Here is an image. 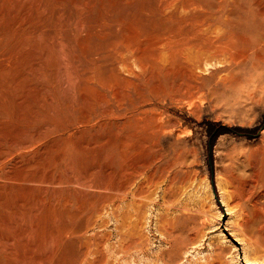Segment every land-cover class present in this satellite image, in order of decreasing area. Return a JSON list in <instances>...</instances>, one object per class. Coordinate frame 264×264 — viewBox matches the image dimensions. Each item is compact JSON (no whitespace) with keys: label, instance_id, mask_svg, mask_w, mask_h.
Here are the masks:
<instances>
[{"label":"rangeland","instance_id":"obj_1","mask_svg":"<svg viewBox=\"0 0 264 264\" xmlns=\"http://www.w3.org/2000/svg\"><path fill=\"white\" fill-rule=\"evenodd\" d=\"M0 36V264H264L239 233L264 207V0H0ZM100 80L135 150L123 119L77 126Z\"/></svg>","mask_w":264,"mask_h":264},{"label":"bare ground","instance_id":"obj_2","mask_svg":"<svg viewBox=\"0 0 264 264\" xmlns=\"http://www.w3.org/2000/svg\"><path fill=\"white\" fill-rule=\"evenodd\" d=\"M96 25V24H95ZM113 25V24H112ZM119 25V24H118ZM121 25V24H120ZM84 26V25H83ZM82 26V27H83ZM100 26V25H99ZM104 26V25H103ZM122 26V25H121ZM102 27V26H101ZM119 27V26H118ZM80 28V27H79ZM84 28V27H83ZM120 28V27H119ZM118 28V29H119ZM122 28V27H121ZM120 28V32H121V29ZM81 29V28H80ZM82 30V29H81ZM123 30H124V28H123ZM20 31V30H19ZM19 31H18V33H19ZM22 32V31H21ZM82 32V31H81ZM81 32H79V34L81 33ZM118 32V31H117ZM120 32H118V33H120ZM132 32V31H131ZM123 33H124V31H123ZM122 33V34H123ZM10 34V33H9ZM13 34H14V32L12 33V36H13ZM22 34H23V32H22ZM103 34H105V33H103ZM134 34H136L135 32H134ZM19 35V34H18ZM24 35V34H23ZM75 35V34H74ZM109 35V34H108ZM108 35L106 36V37H108ZM11 36V35H10ZM21 36V35H20ZM100 36H101V34H100ZM103 36H105V35H103ZM112 36H114V35H112ZM133 36V35H132ZM135 36H137V35H135ZM0 37H2V36H0ZM7 37V36H6ZM6 37L4 38V40L6 39ZM9 37V36H8ZM105 37V38H106ZM119 37V36H118ZM121 37H124V36H122L121 35ZM139 36H137V38H138ZM3 38V37H2ZM1 38V39H2ZM98 38V37H97ZM102 39H103V37H101ZM111 38V37H110ZM127 39H128V36L126 37ZM125 38V40H127ZM131 38H136V37H131ZM136 38V39H137ZM148 39H149V36L147 37ZM150 38H151V36H150ZM200 38H203V37H200ZM205 38V37H204ZM211 38V37H210ZM209 38V39H210ZM115 39V38H114ZM113 39V40H114ZM124 39V38H123ZM122 39V40H123ZM130 39V38H129ZM128 39V40H129ZM139 39V41H140V38H138ZM20 40H23V39H21L20 38ZM110 40V39H109ZM152 40V39H151ZM210 40H213V39H210ZM120 41V43H118ZM119 41H117V44H122V42L123 41H121L120 40V38H119ZM138 41V42H139ZM148 41V40H147ZM149 41H150V39H149ZM148 41V42H149ZM208 41V40H207ZM20 42V41H19ZM22 42V41H21ZM115 42V44H116V40L115 41H113V43ZM131 42V41H130ZM132 42H134V40L132 41ZM137 42V41H136ZM142 42V41H141ZM213 42V41H212ZM125 43H128L129 44V42H125ZM124 42H123V45L125 44ZM150 43H151V41H150ZM209 43V42H208ZM18 44V43H17ZM16 44V45H17ZM21 44V43H20ZM127 44V45H128ZM136 44V43H135ZM138 44H140V42L138 43ZM138 44H137V46H138ZM213 44V43H212ZM2 45H4V43H2L1 44V46ZM15 45V46H16ZM26 45V44H25ZM25 45L23 46V47H25ZM62 45V44H61ZM106 45H109L108 43L106 44ZM110 45H112V44H110ZM123 45H122V48H123ZM126 44H125V46H127ZM131 45V49L129 48V46ZM130 45H128V47H127V49L129 48V53H131L130 54V56L131 57H133L134 59H135V61H136V59L138 60L139 59V57H140V49H141V47H140V49H138V47L136 46V47H134V46H132V43H130ZM141 45H142V43H141ZM97 46V45H96ZM113 46V45H112ZM22 47V46H21ZM22 47V48H23ZM115 47V46H114ZM113 47V48H114ZM118 47V46H117ZM220 46H218V48H219ZM61 48V47H60ZM106 48V47H105ZM215 48H217V47H215ZM217 48V49H218ZM261 48V47H260ZM75 49V48H74ZM115 49H116V47H115ZM127 49H126V51H127ZM149 49V48H148ZM152 49V48H151ZM150 49V50H151ZM217 49H216V51H217ZM15 50V49H14ZM18 50H20L21 51V49H18ZM23 50V49H22ZM98 50V49H97ZM139 50V51H138ZM218 50H220V48L218 49ZM24 51V50H23ZM102 51V50H101ZM107 51V50H106ZM109 51V50H108ZM111 51H113V49L111 48ZM152 51V50H151ZM32 52V51H31ZM114 52H116V55H115V57H111V58H115V59H117V62L118 63H120V66H122V71H123V68H125V69H127V70H132L133 68L131 67V69H130V63L131 62H129V57H127L125 54H124V52H122V53H118L117 54V52L118 51H114ZM138 52H139V54L140 55H138ZM9 53H10V51H9ZM111 53V52H110ZM109 53V54H110ZM126 53V52H125ZM128 53V52H127ZM32 54V53H31ZM102 55V54H101ZM108 55V54H107ZM150 56H151V54H149ZM16 56H17V58H18V51H15L14 53H10V54H8V53H0V61H2V65L5 63V64H9L10 65V62L12 63V61H13V59H16ZM25 56H26V54H25ZM67 56V55H66ZM97 56V55H96ZM104 56V55H103ZM106 56V55H105ZM104 56V57H105ZM110 56H112L111 54H110ZM114 56V55H113ZM139 56V57H138ZM23 57H24V54H23ZM22 57V58H23ZM29 57V56H28ZM75 57V56H74ZM109 57V56H108ZM146 56H145V54H144V58H145ZM149 57V56H148ZM25 58V57H24ZM102 58V57H101ZM107 58V57H106ZM110 58V57H109ZM108 58V59H109ZM110 58V59H111ZM141 58V57H140ZM151 57H149V59H150ZM92 59V58H91ZM103 59H105V58H103ZM19 60V59H18ZM24 60V59H23ZM29 60H30V58H29ZM87 60V59H86ZM99 60V59H98ZM113 60V59H112ZM131 60V59H130ZM27 61V60H26ZM25 61V62H26ZM139 62H141L142 63V61L141 60H138ZM137 61V62H138ZM28 62V61H27ZM94 62H95V60H94ZM108 62V61H107ZM112 62V61H111ZM134 62V61H133ZM96 63V62H95ZM24 64V63H23ZM22 64V65H23ZM27 64V63H26ZM70 64V63H69ZM94 64V63H93ZM25 65V64H24ZM28 65V64H27ZM26 65V66H27ZM104 65V64H103ZM107 65V64H106ZM119 65V64H118ZM25 66V67H26ZM115 66V65H114ZM91 67V66H90ZM90 67H88V68H90ZM94 67H96V66H94ZM9 68V67H8ZM77 68H79V67H77ZM99 68V67H98ZM114 68V67H113ZM116 69H117V67H115ZM84 69H86V68H84ZM97 69V68H96ZM6 70V69H5ZM12 70V69H11ZM69 70V69H68ZM120 70V69H119ZM4 71V67H1V65H0V72H1V74H0V76H3V74H2V72ZM73 71V70H72ZM85 71V70H84ZM84 71H82L81 72V74L84 72ZM91 71V70H90ZM94 70H93V68H92V72H93ZM112 71V70H111ZM114 71H115V69H114ZM114 71H113V74H114ZM5 72V71H4ZM3 72V73H4ZM7 72V71H6ZM5 72V73H6ZM10 69H9V72H7L6 74H10ZM28 72V70L25 72V73H27ZM116 72V74L118 73L119 74V71L117 72V70L115 71ZM4 73V74H5ZM70 73V72H69ZM9 74H8V77H9ZM13 73H11V75H12ZM73 74V73H72ZM115 74V75H116ZM117 74V79H119V78H121V77H119L118 78V76H120V75H118ZM10 75V76H11ZM19 75V74H18ZM24 75V74H23ZM26 75V74H25ZM24 75V76H25ZM75 75V74H74ZM84 75H86V73L84 74ZM83 75V76H84ZM95 75V74H94ZM115 75H114V77H115ZM5 76V75H4ZM3 76V77H4ZM7 76V75H6ZM68 76V75H67ZM80 76V75H79ZM89 76V75H88ZM91 76V75H90ZM96 76V75H95ZM123 76V75H122ZM135 76V75H134ZM133 75H132V77H134ZM139 75L137 74V77H138ZM87 77V76H86ZM115 77V78H116ZM136 77V76H135ZM1 78V77H0ZM71 78V77H70ZM72 78H73V76H72ZM75 78V77H74ZM73 78V79H74ZM92 78H93V76H92ZM97 78V77H96ZM115 78H113V79H115ZM125 78V77H124ZM5 79V78H4ZM86 80H87V78H85ZM84 79V80H85ZM90 79H91V77H90ZM89 79V80H90ZM95 79V78H94ZM1 80H3L2 78H1ZM0 80V81H1ZM12 80V79H11ZM19 80H20V78H19ZM72 80V79H71ZM76 81H77V79H75ZM85 80V81H86ZM122 80V79H121ZM120 80V81H121ZM127 80V83H130V85L132 84V85H135L134 83H132V81H128V79H126ZM5 81V80H4ZM9 81H10V79H9ZM14 81H15V79H14ZM14 81H13V83H14ZM21 81H22V79H21ZM103 81V80H102ZM102 81L100 80L99 81V83L98 82H91V81H89V83L91 84V86H89L88 88H89V93H91V94H93L91 97L88 95V94H81L80 95V92H79V95H80V99L77 101V99L75 100V105L77 106V112H79L80 113V117H81V120L79 121V122H77V126L78 125H80V126H78L79 128L82 126L83 128H95V127H97L98 128V126H102V124L104 123V121H107V119L108 118H110V117H113V118H116V117H118L119 119L118 120H124V122H123V126H124V124H127V125H129L130 127H131V130H130V133H129V137L127 136V138H129V141H130V143L129 142H126V141H122V143H121V148L124 150V149H131V148H133L134 149V143L130 140V138L131 137H134L135 135H136V133L138 132V130H139V127H137L136 125H134V121L138 118L137 117V108H134L132 111H128L127 112V110L125 109V104H124V102L126 101V99H124L123 100V95H121V93H122V91L120 92V90L121 89H119V88H122V87H119V85L117 86L118 88L117 89H115L116 87H115V85H112L111 84V86H109L108 87V89H106V88H101V87H106L107 85H105V86H101L102 84H100V83H102ZM117 81V80H116ZM122 81H124V80H122ZM7 83H8V85H9V82L8 81H6ZM0 83H3V81L2 82H0ZM10 83H11V81H10ZM18 83V82H17ZM75 83V82H74ZM105 83V82H104ZM104 83H103V85H104ZM4 84V83H3ZM23 84V83H22ZM21 84V85H22ZM79 84V83H78ZM118 84H119V82H118ZM121 84L123 85V83L121 82ZM2 85V84H1ZM7 85V86H8ZM20 85V86H21ZM68 85H70V84H68ZM73 85V87H74V84H72ZM72 85L70 86V87H72ZM117 85V84H116ZM13 86H15L14 84H13ZM18 86V85H17ZM22 86H24V85H22ZM2 87V86H1ZM12 87V86H11ZM77 87V85L75 86V88ZM81 87H83V85L81 86ZM98 87H100L101 89H98ZM10 88V87H9ZM8 88V89H9ZM77 88H80V85L77 87ZM84 88V87H83ZM82 88V89H83ZM87 88V87H86ZM85 88V89H86ZM87 88V89H88ZM15 89H16V87H15ZM19 89H21L22 90V88H19ZM24 89V88H23ZM81 88H80V91L82 90ZM122 89H124V88H122ZM20 90V91H21ZM71 90V89H70ZM73 90H75V89H73ZM101 90H104V92H105V90L106 91H108V92H110L111 93V99L110 100H105V94H104V92H102ZM19 91V90H18ZM72 91V90H71ZM76 91V90H75ZM75 91H74V93H75ZM77 91H79V90H77ZM85 91H87V90H85ZM82 92H83V90H82ZM88 92V91H87ZM84 93H86V92H84ZM73 93H71V95H72ZM76 94V93H75ZM90 94V95H91ZM123 94V93H122ZM74 96V95H73ZM129 97L128 95H126L125 94V98H127V97ZM72 97V96H71ZM77 97V96H76ZM70 99H73V97L72 98H70ZM69 99V103H70V106H71V108L73 107V103H72V101L73 100H70ZM128 99V98H127ZM130 99H131V97H130ZM129 99V100H130ZM132 100V99H131ZM107 101V103L105 104L106 105V107H105V109L104 110H102V112H101V114H96V112L94 111V106L95 105H97L99 102H100V104H101V102H103V103H105ZM132 102H134L133 100H132ZM150 103V102H149ZM99 104V105H100ZM132 104H134V103H132ZM102 105V104H101ZM104 105V106H105ZM69 106V105H68ZM67 106V107H68ZM103 106V105H102ZM103 106V107H104ZM134 106V105H133ZM102 107V108H103ZM135 107H137V106H135ZM90 108H93V109H90ZM53 109V108H52ZM54 110V109H53ZM53 110H51V111H53ZM96 110V109H95ZM92 111H94V112H92ZM138 112H140V111H138ZM78 115V114H77ZM145 116V115H144ZM152 116V115H151ZM127 117H129L128 119H127V121H128V123H125V120H126V118ZM149 119V118H148ZM152 118H150L149 120H148V123H147V126H149L150 127V122L152 121L151 120ZM109 120V119H108ZM111 120H112V118H111ZM146 120H147V118H146ZM146 120H145V122H146ZM138 121V120H137ZM115 123V122H114ZM119 124V123H118ZM120 124H122V122L120 121ZM145 125H146V123H144ZM118 126V125H117ZM126 127V126H125ZM82 128V129H83ZM96 128V129H97ZM103 128V127H102ZM119 127H117V129H118ZM121 128V127H120ZM81 129V130H82ZM122 129H123V127H122ZM79 129H77V131H78ZM67 131V130H66ZM71 132V131H70ZM121 132V131H120ZM59 133V132H58ZM76 132H74V134H75ZM79 133V132H78ZM61 134V133H60ZM67 134V133H66ZM70 134V133H69ZM73 134V135H74ZM117 134V133H116ZM118 135V134H117ZM127 135V134H126ZM41 136V135H40ZM71 136V135H70ZM126 138V137H125ZM122 139H123V137H122ZM121 139V140H122ZM128 140V139H127ZM41 141V140H40ZM55 141V140H54ZM28 143V142H27ZM140 143V142H139ZM26 144V143H25ZM42 143H40V145H41ZM54 144V143H53ZM136 144V143H135ZM21 144H19V146H20ZM52 145V144H51ZM23 146V145H22ZM28 146V145H27ZM38 146H39V144H38ZM138 146V145H137ZM25 147H26V145H25ZM49 147H50V145H49ZM145 147V146H144ZM33 148V147H32ZM37 148V147H36ZM51 149H52V147H50ZM136 148V147H135ZM34 149V148H33ZM135 150V149H134ZM32 151V150H31ZM125 151V150H124ZM43 152H44V150H43ZM66 204V203H65ZM6 206V205H5ZM66 206V205H65ZM64 206V207H65ZM38 210V209H37ZM261 210H263L262 212H261ZM15 213V212H14ZM13 213V214H14ZM17 214V213H16ZM19 214V213H18ZM17 216V215H16ZM20 217V216H19ZM6 222V221H5ZM22 222V221H21ZM12 226V225H11ZM16 227V226H15ZM240 232L239 233H241V236L242 237H244L243 238V240L246 242V243H248L250 246H252L254 249V251L252 252V253H255L256 255L257 254H261V255H263L262 257L264 258V207L263 208H260V209H256L255 207H254V209H252V211H249V212H246L245 213V215H244V217H243V220H242V223H241V225H240ZM8 229V228H7ZM24 230V229H23ZM12 231V230H11ZM15 231V230H14ZM31 233V232H30ZM32 234V233H31ZM28 236V235H27ZM34 236V235H33ZM17 238V237H16ZM9 240V239H8ZM27 240V239H26ZM2 241V240H1ZM5 241V240H4ZM10 241V240H9ZM8 242V241H7ZM25 242V241H24ZM12 244V243H11ZM28 245V244H27ZM5 246V245H4ZM5 248V247H4ZM1 249V248H0ZM7 249V248H6ZM4 251V250H3ZM9 252V251H8ZM15 252V251H14ZM12 255H13V253H12ZM16 255V254H15ZM14 255V256H15ZM245 256V255H244ZM260 256V255H259ZM261 257V258H262ZM17 258V257H16ZM20 258V257H19ZM260 258V259H261ZM14 259V258H13ZM41 259V258H40ZM44 259V258H43ZM245 259L246 260H248V257H246L245 256ZM257 259H259V258H257ZM16 260V259H15ZM36 260V259H35ZM48 261V260H47ZM42 262V261H41ZM42 264V263H41ZM246 264H249V263H246Z\"/></svg>","mask_w":264,"mask_h":264}]
</instances>
